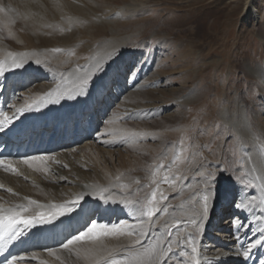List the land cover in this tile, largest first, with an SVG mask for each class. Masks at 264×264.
Wrapping results in <instances>:
<instances>
[{
    "label": "bare ground",
    "instance_id": "bare-ground-1",
    "mask_svg": "<svg viewBox=\"0 0 264 264\" xmlns=\"http://www.w3.org/2000/svg\"><path fill=\"white\" fill-rule=\"evenodd\" d=\"M248 2L243 8L244 14L252 10V4ZM68 5L60 1L45 5L38 0H0V8L6 13L0 15V22H6L4 34H0V68L3 69L0 83H6V89L0 85V109L7 106L9 117H13L17 110L29 107L39 109L24 111L23 115L14 117V124L6 126L5 137L16 131L27 133L30 135L27 143L36 151L31 156L48 157L45 161L25 163L23 159L0 164V221L7 216L19 221L21 217H39L41 213L50 219L56 214V219L48 223L20 225L14 240L22 242L29 249L15 259V264H140L145 260V248L155 247L157 240L168 242L169 237L175 244L172 245L173 252L168 253L160 264H260L264 261V244L248 248L250 255L247 258L237 255L255 239H262L261 233H264V141L253 135L257 126L252 123V118H260L261 114H249L244 106L237 105L239 99L236 96L233 105L236 111L224 107L219 112L226 131L224 135L230 134L231 130L238 133L236 139L225 141L229 150L236 145L233 154L235 162L237 150L243 149L242 165L238 166V171H232V175H236V182L218 188L216 196L209 199V211L203 220L201 215L204 204L200 197L195 202L194 210L183 214L180 221H172L170 216L175 217L181 207H169V217L160 226L157 219H148L141 201L130 195L132 183L119 180L120 173L130 169L131 165L137 167L136 162L140 157L137 160L136 157L140 154L136 152L130 155L128 148L130 146V149L135 150L143 146L137 141L140 138L138 130L130 128V123L125 122L121 115L115 119L110 115V123L98 131L97 106H102L105 100L107 106L104 110L109 115L111 107L108 105L117 97L114 92L106 95L108 82L105 75L117 62L122 78L123 73L128 71L120 54L110 63L104 60L112 53H121L118 50L123 37L117 36L119 26H113V21L109 22L111 18L104 19V23L96 25V39L78 50L81 57L66 54L55 58L53 45L70 35H77L81 29L78 27L81 16L71 14L68 17L63 14L65 7L80 10L78 3L70 2ZM252 12L255 14V9ZM37 60L40 64L35 63ZM13 61L24 66L14 68ZM107 64V68L86 89L87 96H77L76 100L61 99L59 104L52 103L58 97L76 95L82 79ZM33 80L34 85L27 87ZM8 81L13 85L11 93ZM141 89H137L134 94L142 92ZM129 101V96L125 95L120 105L123 111H129L132 105L144 107L142 100H136L135 104ZM89 111L90 120L95 116L96 119L95 125L90 122L88 128L83 117ZM135 115V125L153 123L149 121L152 115L149 110H142V114ZM4 119V113L0 110V121ZM62 126H65L64 129ZM261 127H258V132ZM49 128L53 129L49 138H39L40 132L45 133ZM98 132L102 133L99 137ZM141 133L144 136L147 131L142 130ZM124 139L127 143H122L124 147L121 150L126 154L110 147ZM7 164L12 167H7ZM53 169L60 170V174L53 177L50 174ZM51 178L53 182L47 180ZM32 184L47 187L42 190L27 189ZM124 185H128V190ZM235 194L238 199L233 208L229 209L233 215L228 216L224 223L225 231L230 234L222 235L219 230L209 232L216 226L214 222L218 218L220 202ZM237 203L241 204L240 208L236 207ZM91 214L94 219L90 222L98 226L110 228L120 221L128 223L122 229L123 232L117 235L102 233L74 240L76 235L86 232L91 226V223L88 224ZM234 218L243 221L245 228L234 232L232 238ZM140 231H145L146 236L141 237ZM211 234L217 237L228 236V239H212L207 245H202V237ZM69 240H73V243L63 247ZM138 240L141 243H137ZM234 241L238 242L237 245L232 244Z\"/></svg>",
    "mask_w": 264,
    "mask_h": 264
},
{
    "label": "rangeland",
    "instance_id": "rangeland-1",
    "mask_svg": "<svg viewBox=\"0 0 264 264\" xmlns=\"http://www.w3.org/2000/svg\"><path fill=\"white\" fill-rule=\"evenodd\" d=\"M38 1L45 5L60 1L65 6L76 2L80 7V10H70L64 6V15L81 16L78 24L81 29L77 35H70L53 45L55 58L66 54L81 57L78 50L96 39L95 29L99 23L105 22L104 19L111 18L109 22L119 26L117 36L123 40L118 51L128 71L122 78L117 62L105 75L108 82L106 95L114 92L117 97L108 105L111 107L109 115L104 110L107 106L105 100L102 106H97L98 131L110 123V115L114 119L121 115L125 122L130 123V128L138 130L140 140L137 141L143 146L135 150L128 148L130 155L140 154L135 161L137 167L131 165L130 169L120 173L119 180L132 183L130 195L141 201L146 215L149 209L153 211L152 217L147 215L148 219H157L163 226L170 214L169 207H181L175 217L170 216L172 221H180L183 214L194 210L198 198L202 197L204 204L209 173L216 176L214 196L219 187L236 182L232 171H238V166L242 165L243 149L237 150L235 162L236 145L229 150L225 141L236 139L238 133L231 130L230 134L224 135L226 131L219 112L224 107L236 111L233 105L237 97V105L244 106L249 114H261L262 118H252V123L257 126L253 135L264 141V128L260 126L264 127V0L248 2L252 4V10L255 9L256 17L252 10L248 14L243 13L247 0ZM2 14L6 15L0 11ZM3 22H0V34L5 32L6 22ZM115 55L112 53L108 60H104L109 62ZM133 71V77L129 78ZM34 83L33 80L27 87ZM0 85L5 87L6 83L1 82ZM8 86L11 93L13 85L9 82ZM140 88L142 92L134 94ZM125 95L131 100L129 103L142 100L144 107L132 105L129 111H123L120 105ZM137 96L141 97L136 99ZM4 109L6 107L0 109L1 113L7 112ZM141 109L152 112L149 121L153 123L134 124L133 117L135 113L142 114ZM90 119L91 111L85 115L88 128L90 122L95 125L96 116ZM258 127H261L259 132ZM142 130L147 131L144 136ZM47 132L45 134L50 136L53 129L49 128ZM120 142L110 147L121 150L124 147L122 143L127 142L125 139ZM120 153L126 154L123 150ZM60 170L66 171L64 168ZM60 170L53 169L50 174L58 176ZM52 179L47 180L53 182ZM45 187L32 184L27 189L42 190ZM237 199L235 194L220 202L218 218L214 222L216 226L209 232L219 230L222 235L230 234L225 231L224 223L228 216L233 215L229 209ZM93 219L91 214L88 224H92L90 221ZM231 230L234 238L237 230L234 227ZM222 238L228 239V236L205 235L201 244L207 245L212 239ZM237 243L234 241L232 244Z\"/></svg>",
    "mask_w": 264,
    "mask_h": 264
},
{
    "label": "snow or ice",
    "instance_id": "snow-or-ice-1",
    "mask_svg": "<svg viewBox=\"0 0 264 264\" xmlns=\"http://www.w3.org/2000/svg\"><path fill=\"white\" fill-rule=\"evenodd\" d=\"M3 9H0L2 11ZM120 53H117L116 56L112 57L109 63L114 60ZM36 64H40V61H36ZM108 63V64H109ZM108 64L104 67H100L97 69L96 72L94 73H89L85 76V78L82 79L79 88L77 89V94L76 95H69L65 97H58L56 100L52 101V103L59 104L61 102V99L63 100H76L77 96L84 97L88 95V91L86 89L90 88L92 85L93 80L95 79L96 76H98L100 73H102L108 66ZM24 65L23 64H17L15 61H13V67L14 68H22ZM3 75V69L0 68V76ZM134 75V71L131 73L129 78H132ZM47 106V105H45ZM36 110L39 111V109H33L31 107L27 109H22V110H17V112L14 114L13 117H9L8 113L5 112L4 116L5 119L3 121H0V132H3L6 130V126H11L14 124V117H18L20 115H23L24 111H32ZM8 128V127H7ZM102 135V133H97V136L99 137ZM103 142V141H101ZM48 157L47 155H36V156H30V157H24V162L25 163H30L31 161H45L47 160ZM0 164H4L3 160H0ZM7 167L11 168V164H7ZM226 171V170H225ZM215 181H216V176L212 175V173H209V179L206 181V188L204 191L206 192V195L204 196V207H203V213L201 215V220H203L209 211V206L208 202L209 199L213 197V194H215ZM237 208L241 207V204L237 203L236 204ZM62 214V213H61ZM148 217L153 216V211L151 209L148 210L147 212ZM56 219V214H53L50 219H46L45 215L43 213L40 214L39 217H32L30 219H25L24 217H21L20 220L22 223L26 224H44L50 222V220H55ZM127 221H120L118 224L112 225L110 228L107 226H98L95 222L91 224V226L87 229L86 232L80 233L76 235L73 239L76 241L83 240L86 237L92 236L95 237L97 235H100L102 233H117L121 229L124 228V226L127 224ZM232 225L233 227L237 230V232H240L242 229L245 228V224L243 221L239 220L238 218H234L232 220ZM143 227V225H141ZM106 229V232H105ZM139 235L141 237L146 236L145 231H140ZM262 239H255L253 242L248 244L247 248L242 253H237V255H243L245 258L249 257L250 253L248 251V248H256L258 245L264 244V233H261ZM237 240L240 239L239 236L236 237ZM73 243V240H69L66 244L63 245V247H68L69 244ZM137 243H141V241H137ZM243 246V245H242ZM173 248H172V242H171V237H169L168 242H161L159 240L156 241L155 247L149 246L144 249V257L145 260L141 261L140 264H160L161 260L167 256L168 253H172ZM9 264H15V257L12 258L11 261H9ZM166 264V262H165ZM260 264H264V261H261Z\"/></svg>",
    "mask_w": 264,
    "mask_h": 264
}]
</instances>
